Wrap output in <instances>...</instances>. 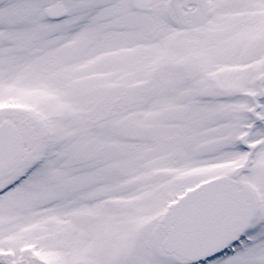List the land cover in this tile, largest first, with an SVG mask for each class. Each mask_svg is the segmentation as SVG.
<instances>
[{
	"label": "snow or ice",
	"instance_id": "1",
	"mask_svg": "<svg viewBox=\"0 0 264 264\" xmlns=\"http://www.w3.org/2000/svg\"><path fill=\"white\" fill-rule=\"evenodd\" d=\"M0 264H264V0H0Z\"/></svg>",
	"mask_w": 264,
	"mask_h": 264
}]
</instances>
